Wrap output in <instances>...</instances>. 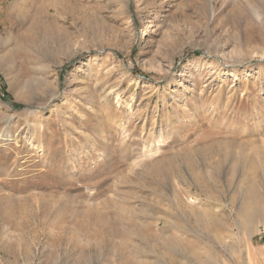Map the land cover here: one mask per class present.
Here are the masks:
<instances>
[{
  "label": "rangeland",
  "instance_id": "374dc122",
  "mask_svg": "<svg viewBox=\"0 0 264 264\" xmlns=\"http://www.w3.org/2000/svg\"><path fill=\"white\" fill-rule=\"evenodd\" d=\"M0 264H264V0H0Z\"/></svg>",
  "mask_w": 264,
  "mask_h": 264
},
{
  "label": "bare ground",
  "instance_id": "6f19581e",
  "mask_svg": "<svg viewBox=\"0 0 264 264\" xmlns=\"http://www.w3.org/2000/svg\"><path fill=\"white\" fill-rule=\"evenodd\" d=\"M59 2V1H58ZM55 10H56V12L55 13H57L56 15H58L60 12H61V8L59 7L60 5L59 4H57V3H51L50 4ZM65 8V7H64ZM74 9V8H73ZM48 11V10H47ZM66 11V10H65ZM65 11H62V12H65ZM67 12H68V10H67ZM70 14V13H69ZM74 15V14H73ZM67 16V15H66ZM67 18V17H66ZM73 18V17H72ZM69 19V18H68ZM67 21V20H66ZM41 50V49H40ZM226 154V153H225ZM240 156H243V155H240ZM189 154H187L186 155V159H189ZM184 161V160H183ZM172 164H173V162H172ZM169 169H170V167H169ZM171 171V170H170ZM174 171H176V169H174ZM255 200L257 201V202H260V200H262V199H260L259 197H258V195H256V197H255ZM249 217L250 218H253L254 217V214L253 213H250L249 214ZM103 224V223H102ZM168 242V241H167ZM128 246V245H127ZM171 246V245H170ZM124 246L122 245V247L121 248H123ZM126 248V247H125ZM128 248V247H127ZM123 251V250H122ZM124 252V251H123ZM125 253V252H124Z\"/></svg>",
  "mask_w": 264,
  "mask_h": 264
}]
</instances>
